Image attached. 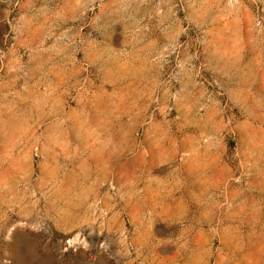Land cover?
Returning a JSON list of instances; mask_svg holds the SVG:
<instances>
[{
	"label": "rangeland",
	"instance_id": "1",
	"mask_svg": "<svg viewBox=\"0 0 264 264\" xmlns=\"http://www.w3.org/2000/svg\"><path fill=\"white\" fill-rule=\"evenodd\" d=\"M0 264H264V0H0Z\"/></svg>",
	"mask_w": 264,
	"mask_h": 264
}]
</instances>
